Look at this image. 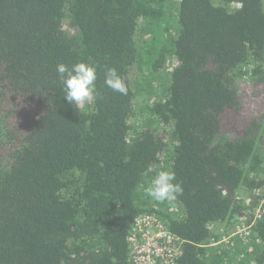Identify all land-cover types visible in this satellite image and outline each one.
<instances>
[{"label": "trees", "instance_id": "trees-1", "mask_svg": "<svg viewBox=\"0 0 264 264\" xmlns=\"http://www.w3.org/2000/svg\"><path fill=\"white\" fill-rule=\"evenodd\" d=\"M77 62L97 69L78 107L56 72ZM248 85L264 97V0H0V264H133L151 214L185 240L179 264H264V214L249 221L264 105L245 114ZM162 169L174 201L144 192ZM239 224L245 256L212 245Z\"/></svg>", "mask_w": 264, "mask_h": 264}, {"label": "built area", "instance_id": "built-area-1", "mask_svg": "<svg viewBox=\"0 0 264 264\" xmlns=\"http://www.w3.org/2000/svg\"><path fill=\"white\" fill-rule=\"evenodd\" d=\"M260 205L250 215L249 221H258L264 214V188L259 193ZM251 235V225L239 224L228 237L221 241L213 240L212 245L238 243L247 245ZM185 240L174 234L167 224L155 214L145 215L136 221L129 235L130 254L133 264H179L183 256ZM247 248L244 249L248 251Z\"/></svg>", "mask_w": 264, "mask_h": 264}, {"label": "clouds", "instance_id": "clouds-1", "mask_svg": "<svg viewBox=\"0 0 264 264\" xmlns=\"http://www.w3.org/2000/svg\"><path fill=\"white\" fill-rule=\"evenodd\" d=\"M60 83L63 85L65 99L79 106L93 98L97 69L85 62H77L71 66L60 63L56 67ZM104 83L115 92L126 95L128 92L124 79L115 68H107ZM146 196L156 202H170L183 194L182 184L176 182V175L171 170H159L144 189Z\"/></svg>", "mask_w": 264, "mask_h": 264}, {"label": "rangeland", "instance_id": "rangeland-1", "mask_svg": "<svg viewBox=\"0 0 264 264\" xmlns=\"http://www.w3.org/2000/svg\"><path fill=\"white\" fill-rule=\"evenodd\" d=\"M252 89H253V93H252ZM254 90H259V94H260V85H255V86H251V85H248V86H246V88H245V96H246V98H247V100H248V102L249 103H251V105H250V107H249V110H251L250 111V113L248 112V113H245L246 115L248 114L249 116L252 114V111H254V112H256V114H259V113H261V107H262V105H264V97H262L261 99H260V95L258 94V96L257 97H254ZM246 123V122H245ZM167 131H168V134H167ZM165 132H166V135H167V139H168V141L171 139V131L170 130H167V129H165ZM263 188H264V186H263ZM259 193H260V191L258 192V195H259ZM259 205H260V203H259ZM259 207V206H258ZM257 207V208H258ZM219 228V227H218ZM220 230H221V228H220ZM225 237H228V236H226V235H221V237H220V239L219 240H217V242L218 241H221L223 238H225ZM232 243H230V244H226V243H219V245H218V247H220L221 245L223 246V245H225L226 247H224V249H228V250H234L235 248H232L230 245H231ZM245 246V245H244ZM247 246V245H246ZM220 250V249H219ZM247 251L246 250H244V249H242L241 250V254H242V256H245V253H246Z\"/></svg>", "mask_w": 264, "mask_h": 264}]
</instances>
